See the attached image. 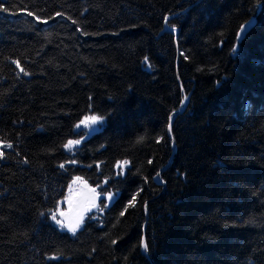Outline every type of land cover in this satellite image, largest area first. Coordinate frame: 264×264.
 <instances>
[{
    "label": "trees",
    "instance_id": "16d2710c",
    "mask_svg": "<svg viewBox=\"0 0 264 264\" xmlns=\"http://www.w3.org/2000/svg\"><path fill=\"white\" fill-rule=\"evenodd\" d=\"M0 7V264H264V0Z\"/></svg>",
    "mask_w": 264,
    "mask_h": 264
},
{
    "label": "rangeland",
    "instance_id": "374dc122",
    "mask_svg": "<svg viewBox=\"0 0 264 264\" xmlns=\"http://www.w3.org/2000/svg\"><path fill=\"white\" fill-rule=\"evenodd\" d=\"M99 124H101V122L98 123L97 125H89V127H85L84 125L81 124L79 128L90 132V131L95 130L99 126ZM92 189H95V188L89 186L85 181L81 179H78V180L76 179L75 182H73L68 187L64 200L58 203L57 207L54 210L57 213V218L67 221L68 219L75 216L77 213H82L83 220H84L86 215L89 212L96 209L98 205V200L100 198V195L96 191V189H95V193L91 191ZM93 202L96 205L95 207L92 206ZM60 212H64L66 216L60 217L59 216ZM51 221L59 229H62L58 225L55 224V221H53L52 218H51ZM80 228H78L77 230H79ZM62 230L68 231L67 228H64Z\"/></svg>",
    "mask_w": 264,
    "mask_h": 264
},
{
    "label": "snow or ice",
    "instance_id": "6c2138e0",
    "mask_svg": "<svg viewBox=\"0 0 264 264\" xmlns=\"http://www.w3.org/2000/svg\"><path fill=\"white\" fill-rule=\"evenodd\" d=\"M0 11L7 12L8 9L0 7ZM28 15L31 16L33 14L31 12H28ZM37 19H39V17H37ZM164 19L167 22L168 17H165ZM73 22L75 23V21H73ZM250 23H254V21H250ZM173 31H175V28H173ZM13 63L16 64V67L20 70L21 73H23L25 76L29 75V73L27 71H25V69L23 67H21V65L18 61H13ZM145 63H147V57H145ZM180 103L183 105L185 103V101L182 100V101H180ZM177 111H179V110H177ZM103 119H104L103 117L97 116V115L85 116L84 119L80 121V124H78L76 127L79 128L81 124L84 125L85 127H89V125H97L98 123L102 122ZM172 119H173V117L170 116L169 117V123H168V134L169 135L172 132ZM141 139H143V138L141 137ZM79 143H80V141H78V140H76V141L69 140L67 142V144L64 145V147L66 149H68V148H70V146H72L74 144H79ZM157 143H159V140H157ZM3 147L12 148L13 145L10 143L4 142ZM0 157H3L2 152H0ZM124 164H127V161H124ZM60 167L63 168L64 165L61 164ZM76 179L78 180L79 178H76ZM91 191L93 193H95V189H92ZM109 198H111V194H109ZM133 200H135V197H133ZM70 203H71V201H70ZM92 206L93 207L96 206L94 202H93ZM41 215H43V213ZM121 215H123V213H121ZM59 216L65 217L66 214L64 212H60ZM51 218L53 221H55V224L58 225L60 228H62V229L67 228V230L72 232L73 234L76 233L77 229L80 228L81 224L83 223V214L82 213H77L75 216H73L72 218L65 221L63 219H58L56 212H51ZM113 243H115V241H113ZM49 258L50 259H58V257L56 255H53Z\"/></svg>",
    "mask_w": 264,
    "mask_h": 264
},
{
    "label": "water",
    "instance_id": "95a60500",
    "mask_svg": "<svg viewBox=\"0 0 264 264\" xmlns=\"http://www.w3.org/2000/svg\"><path fill=\"white\" fill-rule=\"evenodd\" d=\"M250 21H251V20L247 21L245 24H243V25L241 26V28H240V30H239V33H240L241 35L246 34V33L249 31V29L251 28V26L253 25V23H250ZM182 111H183V109H182V110H179L178 113H180V112H182ZM158 179L161 180L160 177H158ZM142 249H144V245H143V244H142Z\"/></svg>",
    "mask_w": 264,
    "mask_h": 264
},
{
    "label": "bare ground",
    "instance_id": "6f19581e",
    "mask_svg": "<svg viewBox=\"0 0 264 264\" xmlns=\"http://www.w3.org/2000/svg\"><path fill=\"white\" fill-rule=\"evenodd\" d=\"M142 244L144 245V243L142 242ZM141 249H142V245H141ZM144 249H145V246H144ZM144 249H142V250H144Z\"/></svg>",
    "mask_w": 264,
    "mask_h": 264
}]
</instances>
